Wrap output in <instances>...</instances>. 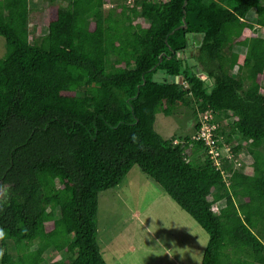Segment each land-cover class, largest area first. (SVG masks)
<instances>
[{"label": "trees", "instance_id": "obj_1", "mask_svg": "<svg viewBox=\"0 0 264 264\" xmlns=\"http://www.w3.org/2000/svg\"><path fill=\"white\" fill-rule=\"evenodd\" d=\"M105 3L44 0L47 31L33 36L28 0H0V264H44L51 249L107 264L98 195L133 166L207 232L200 264H264V37L245 18L254 10L264 29L263 0ZM190 99L216 122L234 115L238 140L216 130L231 158L216 165L203 140L155 130L157 113Z\"/></svg>", "mask_w": 264, "mask_h": 264}, {"label": "rangeland", "instance_id": "obj_2", "mask_svg": "<svg viewBox=\"0 0 264 264\" xmlns=\"http://www.w3.org/2000/svg\"><path fill=\"white\" fill-rule=\"evenodd\" d=\"M40 2L41 0H29V5L35 7L41 4ZM120 2L122 0H106L103 10L108 11ZM124 2L129 5L134 4V0L130 3L128 0ZM61 4L65 5V2L62 1ZM45 10L46 7H43L38 12L32 13L34 21L38 23L37 31L34 32L33 29V36L46 29L42 24ZM245 18L254 25L257 36L264 37V29L254 23V10ZM138 21L146 24L141 18ZM30 28H34V25ZM194 39L198 44L199 39L197 37ZM245 50L244 46L237 43L231 46V51L239 54H244ZM191 52L196 54L198 50L194 47L187 54L191 55ZM5 53V39L0 36V58ZM236 73L237 67H234L232 74L236 75ZM163 75L165 76V73L157 72L154 78L161 79ZM190 104L191 106H185L179 103L172 115L157 113L155 130L167 139L193 136L197 130L199 102L190 99ZM192 107L198 111L196 115ZM220 115L222 116L223 113ZM222 119L230 125L222 123ZM222 119L220 117L217 123L226 126V131L233 133V138L238 140L239 136L232 125L234 115L225 113V118ZM224 138L225 136L222 140ZM223 146L219 152L224 156L228 155L229 152ZM237 157L245 163L241 164L240 169L251 173V158L247 155L246 149L242 148ZM1 193L0 190V195ZM224 204V200L215 203L214 211L218 213ZM56 215H58L57 211ZM96 226L100 250L107 264H200L201 253L208 239L207 232L137 166H133L118 185L99 193ZM2 251L0 247V259ZM59 260L64 264L69 263V254L53 249L45 252L44 264Z\"/></svg>", "mask_w": 264, "mask_h": 264}, {"label": "built area", "instance_id": "obj_3", "mask_svg": "<svg viewBox=\"0 0 264 264\" xmlns=\"http://www.w3.org/2000/svg\"><path fill=\"white\" fill-rule=\"evenodd\" d=\"M131 0H128L130 3ZM223 115L220 117L225 118V111L221 112ZM216 111L212 109H206L203 112H199V128L196 133L192 136L194 141L203 140L206 147L204 151H208L209 155L215 159L216 165L219 164L218 156L219 152V143L222 142V134H217L218 123L215 120ZM229 147H227V151ZM227 158H231V154L226 155ZM237 164H240V161H237ZM224 173V171H223Z\"/></svg>", "mask_w": 264, "mask_h": 264}, {"label": "crops", "instance_id": "obj_4", "mask_svg": "<svg viewBox=\"0 0 264 264\" xmlns=\"http://www.w3.org/2000/svg\"><path fill=\"white\" fill-rule=\"evenodd\" d=\"M28 3H29V0H28ZM41 4H38L37 6H35V7H32V6H30L29 4V7H30V9H32V13H35L36 11L38 12L40 9H42L43 8V4H42V0H41V2H40ZM34 20V19H33ZM33 23L31 22V25H32ZM43 26H45L46 27V25L43 23ZM35 30L37 31V26L35 27ZM47 31V28L44 30V31H42V32H37V34L36 35H43L45 32ZM199 238V237H198ZM198 242H200V238L198 239Z\"/></svg>", "mask_w": 264, "mask_h": 264}, {"label": "clouds", "instance_id": "obj_5", "mask_svg": "<svg viewBox=\"0 0 264 264\" xmlns=\"http://www.w3.org/2000/svg\"><path fill=\"white\" fill-rule=\"evenodd\" d=\"M175 141H177V140H175ZM219 211V210H218Z\"/></svg>", "mask_w": 264, "mask_h": 264}, {"label": "water", "instance_id": "obj_6", "mask_svg": "<svg viewBox=\"0 0 264 264\" xmlns=\"http://www.w3.org/2000/svg\"><path fill=\"white\" fill-rule=\"evenodd\" d=\"M179 79V78H178Z\"/></svg>", "mask_w": 264, "mask_h": 264}]
</instances>
